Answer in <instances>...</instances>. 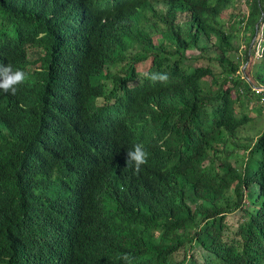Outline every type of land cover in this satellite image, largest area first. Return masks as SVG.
Segmentation results:
<instances>
[{"label":"trees","instance_id":"1","mask_svg":"<svg viewBox=\"0 0 264 264\" xmlns=\"http://www.w3.org/2000/svg\"><path fill=\"white\" fill-rule=\"evenodd\" d=\"M242 2L227 28L236 0H0V63L29 77L0 91V264H264V130L240 136L264 0ZM209 46L220 76L187 63Z\"/></svg>","mask_w":264,"mask_h":264},{"label":"rangeland","instance_id":"2","mask_svg":"<svg viewBox=\"0 0 264 264\" xmlns=\"http://www.w3.org/2000/svg\"><path fill=\"white\" fill-rule=\"evenodd\" d=\"M245 11H247V9L244 6L242 0H236L235 6L225 11L222 15V19L226 22L227 28L230 27V22H228V19L230 18V16H233V17L239 16V15L244 14ZM186 20H187L186 16L184 15L178 16V22H184ZM156 21L160 23L159 19H156ZM158 38H160V35L154 37L153 40L157 42ZM233 46L235 48V51L237 52V55L239 57H242L244 54H241V53L245 51L244 48H247L248 45L246 41L242 42L241 40H234ZM263 46L264 45L261 46L260 50H263ZM217 52L218 51L215 48H211V46H209V50L204 51L202 54H200L199 51L195 50V51L186 52L185 56H187V63L189 65L195 66V67L196 66L197 67H200V66L210 67L213 70V72H215L216 75L220 76L219 74H221L222 69L219 66L218 62L215 61V58L218 55ZM235 55L233 53H229V57H231L232 60H236ZM261 56L262 54L259 53V51H257L256 53H252L250 54L249 56L250 58L248 59V61L243 62L242 64L243 66L242 70H245L247 66L248 67L251 66L250 71H251V75L253 76V77L251 76L252 80L253 79L255 80V76L259 72L258 64L261 61L260 59ZM149 65H150V60L144 63H141L138 66L139 73L142 75L146 74ZM212 88L213 90H216L215 88H217V85L212 84ZM253 95H254L253 93L249 94V98L252 100V102L249 103L248 108L247 107L245 108L246 112L253 118V120L241 130L240 136L245 139L250 138V139L256 140L260 137V135L263 133V130H264V107L261 103H259V100H257L259 99V97L254 95L255 99H253L252 98ZM237 108H240L239 104L237 105ZM257 197H258L257 194L255 192H252L250 196V201L249 200H248L249 202L247 201L246 207L254 209L255 206L252 202L256 200ZM242 220H243L242 211H237L229 215V217L227 218V222L232 229H236ZM193 253L195 255V258L199 260L200 253L198 252V250H194ZM185 254L186 252L184 250H180L178 253H176L175 259L180 261L185 257Z\"/></svg>","mask_w":264,"mask_h":264},{"label":"clouds","instance_id":"3","mask_svg":"<svg viewBox=\"0 0 264 264\" xmlns=\"http://www.w3.org/2000/svg\"><path fill=\"white\" fill-rule=\"evenodd\" d=\"M28 74L20 69H13L11 64L0 63V91L15 95L17 92V85L23 84L28 79ZM146 79L152 83L168 81L167 73L152 72L147 74ZM148 152L145 150L143 144L137 143L133 145L131 150L126 152V164L134 166L138 172L142 165L148 162ZM125 264H132V257L128 253H123L120 256Z\"/></svg>","mask_w":264,"mask_h":264},{"label":"built area","instance_id":"4","mask_svg":"<svg viewBox=\"0 0 264 264\" xmlns=\"http://www.w3.org/2000/svg\"><path fill=\"white\" fill-rule=\"evenodd\" d=\"M261 46H262V44H261V42H260V44H259V53H260ZM253 90L255 91V93H256L257 95L260 96V98H261V103H262V105H264V87L254 86V87H253Z\"/></svg>","mask_w":264,"mask_h":264}]
</instances>
